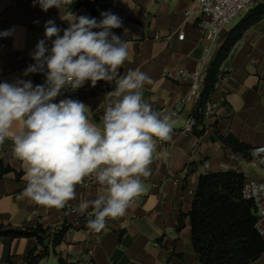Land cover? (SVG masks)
Listing matches in <instances>:
<instances>
[{
	"label": "crops",
	"instance_id": "obj_1",
	"mask_svg": "<svg viewBox=\"0 0 264 264\" xmlns=\"http://www.w3.org/2000/svg\"><path fill=\"white\" fill-rule=\"evenodd\" d=\"M111 1L102 12L121 18L122 27L112 32L130 45L129 58L120 75L130 69L147 73L152 83L145 85L143 98L162 114H174L176 121L171 140L157 141L151 175L144 180L143 198L131 205L123 217L109 219L104 230L93 232L87 226L85 212L72 211L71 207L79 209L82 201L97 198L102 189L95 179L88 177L77 185L76 198L63 209L19 200L16 197L26 186L24 171L14 155L13 142L6 139L0 144V160L12 170L0 176V224L30 227L42 223L50 234L68 226L61 243L40 264L57 263L60 255L78 264H200L191 242L189 216L184 218L183 227L177 228L180 214L191 208V201L183 199L184 191H194L200 175L206 172L235 170L247 178L263 175L258 165L225 145L220 136L232 135L250 147L264 146V17L245 31L222 62L224 77L210 99L212 110L205 117L207 129L198 136L183 132L194 103L181 104L190 88L178 70L193 71L203 61L208 69L236 25H226L219 43L205 54L209 42L197 29L196 17L184 20L185 11L197 7L193 0ZM69 12L66 5L44 12L38 4L33 6V0H0V32L12 30L11 35L0 37V82L24 79L31 80L34 86L44 83L42 73H22L34 63L30 53L44 39L46 21L51 19L61 30L66 29L69 23L61 17L67 18ZM102 12L95 18L97 21L102 19ZM72 13L91 18L85 7ZM180 32L185 34L183 39L178 38ZM46 44L50 47L51 41ZM114 86L99 81L93 88L89 81L58 97L57 102L62 98L77 99L89 107L90 121L99 123L107 103L105 95ZM36 245L33 237H0V264H24ZM253 264H264V253Z\"/></svg>",
	"mask_w": 264,
	"mask_h": 264
},
{
	"label": "clouds",
	"instance_id": "obj_2",
	"mask_svg": "<svg viewBox=\"0 0 264 264\" xmlns=\"http://www.w3.org/2000/svg\"><path fill=\"white\" fill-rule=\"evenodd\" d=\"M72 3L33 0V6L38 4L44 12ZM101 16L97 21L69 12L67 18L61 17L69 23L63 30L49 19L44 39L30 53L34 63L22 73H42L44 83L0 82V144L6 139L13 142L26 184L16 198L63 209L76 198L77 185L92 177L102 191L97 198L82 201L79 211L91 209L87 226L93 232L104 230L109 219L123 217L145 191L157 141H170L176 122L174 114H162L143 98L142 90L152 83L147 73L130 69L120 75L130 45L112 29L121 28L122 20L111 12ZM11 32H0V37ZM89 81L93 88L99 81L115 85L105 95L99 123L90 121L83 102L71 98L57 102L64 92H74ZM251 155L264 164V146L252 149ZM252 193L264 195V184H253Z\"/></svg>",
	"mask_w": 264,
	"mask_h": 264
},
{
	"label": "trees",
	"instance_id": "obj_3",
	"mask_svg": "<svg viewBox=\"0 0 264 264\" xmlns=\"http://www.w3.org/2000/svg\"><path fill=\"white\" fill-rule=\"evenodd\" d=\"M111 3V0H73L72 4L66 6L70 12L85 7L90 17L96 18ZM263 17L264 0L246 13L227 34L207 69L201 100L193 110L196 120L194 134L200 136L207 129L204 110L220 81L222 62L245 31ZM220 138L233 151L248 156L251 148L248 144L232 135ZM10 170L12 168L4 167L0 160V176ZM246 178L243 172L235 170L211 171L200 175L193 191L191 208L188 213L180 214L177 226L181 229L184 218L189 216L191 242L199 254L200 264H253L264 253V239L256 227V207L251 200L244 199L241 193ZM68 228L63 225L50 234L42 223L30 227H13L1 223L0 237H33L37 245L28 252L24 264H40L41 260L50 255L51 250L55 251ZM56 264L78 263L60 255Z\"/></svg>",
	"mask_w": 264,
	"mask_h": 264
},
{
	"label": "built area",
	"instance_id": "obj_4",
	"mask_svg": "<svg viewBox=\"0 0 264 264\" xmlns=\"http://www.w3.org/2000/svg\"><path fill=\"white\" fill-rule=\"evenodd\" d=\"M197 7L195 9H187L184 13L185 22L190 21L193 17H196L197 29L203 34V37L209 42V45L205 47V54H208L211 48L219 43L222 37V31L224 27L229 24L240 13H248L257 3L262 0H193ZM185 34L180 32L178 34L179 39H183ZM206 64L205 61L199 63L193 71H188L186 68H179L178 74L184 80L189 81V92L181 99V104L186 101H192L194 103V110L198 107L201 100L204 81L206 76ZM220 80L224 77L223 73H220ZM218 84V83H217ZM217 86V85H216ZM212 104L210 100L207 102L204 113L205 117L211 113ZM205 121V118H204ZM196 125V120L192 113L188 116L183 132H193V128ZM254 148L251 147L248 150V156L245 157L243 153H240L242 157L248 159L254 164L258 165L263 175L260 178H246L242 187V197L247 200H251L257 212L256 227L264 239V195L254 196L252 193V185L264 184V164H260L258 159L251 155V151ZM193 197V190L186 189L183 194V199L191 201ZM140 195L133 204L142 200ZM132 204V205H133ZM72 211H78L77 207L72 206ZM91 209L84 213L87 218L90 217Z\"/></svg>",
	"mask_w": 264,
	"mask_h": 264
},
{
	"label": "rangeland",
	"instance_id": "obj_5",
	"mask_svg": "<svg viewBox=\"0 0 264 264\" xmlns=\"http://www.w3.org/2000/svg\"><path fill=\"white\" fill-rule=\"evenodd\" d=\"M245 14L246 13L242 12L239 15H237L229 24H227V27H233L234 25H236L245 16ZM53 264H56V263H53Z\"/></svg>",
	"mask_w": 264,
	"mask_h": 264
}]
</instances>
